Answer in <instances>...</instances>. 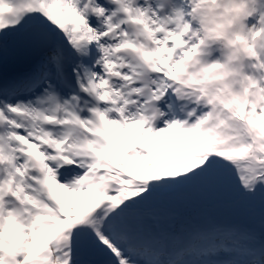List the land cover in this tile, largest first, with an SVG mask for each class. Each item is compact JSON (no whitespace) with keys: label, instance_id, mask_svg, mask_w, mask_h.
Instances as JSON below:
<instances>
[{"label":"snow or ice","instance_id":"obj_1","mask_svg":"<svg viewBox=\"0 0 264 264\" xmlns=\"http://www.w3.org/2000/svg\"><path fill=\"white\" fill-rule=\"evenodd\" d=\"M0 264H264V0H0Z\"/></svg>","mask_w":264,"mask_h":264}]
</instances>
